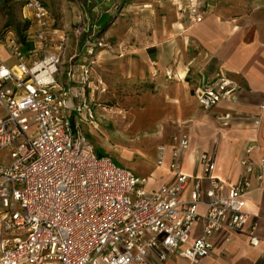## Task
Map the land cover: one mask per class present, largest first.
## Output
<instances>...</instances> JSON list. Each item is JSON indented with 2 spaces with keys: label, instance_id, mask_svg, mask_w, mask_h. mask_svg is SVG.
I'll return each mask as SVG.
<instances>
[{
  "label": "built area",
  "instance_id": "2783aa9c",
  "mask_svg": "<svg viewBox=\"0 0 264 264\" xmlns=\"http://www.w3.org/2000/svg\"><path fill=\"white\" fill-rule=\"evenodd\" d=\"M22 8L29 49L22 51L12 36L1 42L13 62L0 57V264H150L149 256L162 262L170 253L193 263L211 250L212 234L245 223L246 158L229 186L212 175L206 153L198 156V173L188 176L179 154L189 137L177 131L168 145L169 180L147 189L146 178L96 154L81 128L94 118L91 99L71 93L69 68L66 86L57 81L65 35L41 0H24ZM186 10L190 21L201 16L192 0ZM76 69L84 89L89 67ZM234 89L221 81L216 92L201 89L196 102L202 109L219 99L232 102ZM104 90L98 80L89 95ZM165 148L155 146V166ZM258 165L255 178L264 187V157ZM248 242H258L251 231Z\"/></svg>",
  "mask_w": 264,
  "mask_h": 264
},
{
  "label": "crops",
  "instance_id": "0c3cea01",
  "mask_svg": "<svg viewBox=\"0 0 264 264\" xmlns=\"http://www.w3.org/2000/svg\"><path fill=\"white\" fill-rule=\"evenodd\" d=\"M214 1L212 5L204 4L197 21L188 20L187 15L176 22L180 29L167 38L165 46L150 45L158 58L157 71L151 67L150 76H166V87L161 86L158 92L166 96L171 108L167 120L176 122L175 132L188 134L187 147L179 154L183 173L197 174L199 154H210L212 175L229 186L241 174L239 160L251 162L243 206L247 220L239 229L212 234L211 250L193 263L170 253L162 262L149 256L150 264H264V187H259L255 178L258 161L264 157V0ZM171 39L180 43V50ZM221 81L234 86V101L219 99L207 109L199 107L198 92L203 88L215 91ZM84 87L87 90V85ZM224 115H228L227 119ZM165 136L158 133L153 138L157 145L166 146L162 165L141 177L154 180L153 187L170 178L166 167L170 136L168 141ZM247 146H251L248 153ZM194 228L197 231L198 225ZM250 231L258 239L256 245L248 242Z\"/></svg>",
  "mask_w": 264,
  "mask_h": 264
},
{
  "label": "rangeland",
  "instance_id": "374dc122",
  "mask_svg": "<svg viewBox=\"0 0 264 264\" xmlns=\"http://www.w3.org/2000/svg\"><path fill=\"white\" fill-rule=\"evenodd\" d=\"M42 1L49 9L54 27L65 35L57 81L62 83L61 87L66 86L65 72L69 68L71 93L83 92L91 99L94 118L81 125L83 132L113 163L128 168L139 179L146 176L155 169L157 142L153 138L158 133L162 137L166 135L164 139L171 136L176 123L167 120L172 114L171 108L166 104V96L158 92L161 86L166 87V76L154 79L150 76V68L153 71L157 68L158 59L150 51V45L165 46L167 38L179 31L176 22L188 15L186 7L191 0ZM192 1L200 11L205 3L215 2ZM21 9L19 16L26 19L27 12L23 9L22 13ZM104 11L110 20L99 32L91 25ZM77 25L81 29L76 32ZM170 41L180 50V43L175 39ZM1 42L0 39V57L9 64L13 59L8 57ZM159 60H163L162 56ZM80 63L89 67L85 80L87 90L81 89L79 82L76 66ZM98 80L105 90L88 95ZM149 176L155 178L153 174ZM153 184L154 180L146 179L144 187H153Z\"/></svg>",
  "mask_w": 264,
  "mask_h": 264
},
{
  "label": "trees",
  "instance_id": "16d2710c",
  "mask_svg": "<svg viewBox=\"0 0 264 264\" xmlns=\"http://www.w3.org/2000/svg\"><path fill=\"white\" fill-rule=\"evenodd\" d=\"M122 1L127 2L126 0ZM41 2L43 3L42 0ZM23 5V0H0V39L3 40L6 36H12L15 41L19 44L21 50L25 51L29 49L30 44L25 40V35L29 27V22L27 19L21 18L19 16L20 9ZM45 7L47 8L46 5ZM47 10L49 12L48 8ZM109 20V15L105 12H102L99 14L98 17L95 18L91 26L98 28V31L101 32L102 30H104L107 23H109ZM52 24L54 25L53 19ZM85 26L89 28L88 23H86ZM95 152L98 155L105 154L101 149L97 150L95 148Z\"/></svg>",
  "mask_w": 264,
  "mask_h": 264
}]
</instances>
